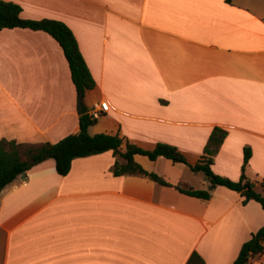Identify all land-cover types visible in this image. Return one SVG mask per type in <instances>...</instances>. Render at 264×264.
Here are the masks:
<instances>
[{
	"label": "crops",
	"instance_id": "1",
	"mask_svg": "<svg viewBox=\"0 0 264 264\" xmlns=\"http://www.w3.org/2000/svg\"><path fill=\"white\" fill-rule=\"evenodd\" d=\"M26 19L60 20L95 82L87 128L144 149L175 146L189 162L214 127L226 131L211 169L244 173L264 197V0H5ZM87 113V112H86ZM79 94L59 43L42 30L0 29V139L56 142L79 131ZM124 150V144L121 147ZM133 159L169 185L115 175L111 150L48 158L0 190V264H232L264 224L256 200L158 156ZM182 188L208 189L198 198ZM246 264H264V250Z\"/></svg>",
	"mask_w": 264,
	"mask_h": 264
},
{
	"label": "trees",
	"instance_id": "2",
	"mask_svg": "<svg viewBox=\"0 0 264 264\" xmlns=\"http://www.w3.org/2000/svg\"><path fill=\"white\" fill-rule=\"evenodd\" d=\"M227 1L231 2V0ZM14 27L42 30L51 35L62 48L69 66L71 80L77 93H83L94 87L95 82L80 53L75 36L65 23L50 18L38 20L23 18L19 4L0 0V29ZM95 121L96 118L91 117L88 113L81 114L79 116V131L66 135L56 142L26 143L0 139V190L13 182L19 175L25 176L32 166L48 158L54 160L55 169L58 174L66 175L71 168L74 158L111 150L115 156L112 168L115 175H143L162 185H169L161 176L143 169L133 159L135 154L147 156L151 160L156 159L158 156H163L171 159L173 162L187 164L191 171L195 173H203L205 179L210 184V188L216 185L225 186L239 192L243 196V204L253 199L259 202L264 209V197L259 191L254 189L253 183L244 173V167L250 157L249 148L245 147L243 150V163L238 180H231L221 176L211 169L212 157L218 151L226 136L224 129L220 127L212 129L204 146L203 154L192 163L175 146L167 143L158 142L152 149H144L135 143L123 139L118 134L96 133L90 135L87 132V128L95 123ZM123 144L124 150H121ZM176 187L181 192L191 196L202 199L210 197V188L193 189ZM263 250L264 224L252 233L249 239L243 242L232 264H246L249 258L261 254ZM186 264H204V261L198 253L193 252Z\"/></svg>",
	"mask_w": 264,
	"mask_h": 264
},
{
	"label": "built area",
	"instance_id": "3",
	"mask_svg": "<svg viewBox=\"0 0 264 264\" xmlns=\"http://www.w3.org/2000/svg\"><path fill=\"white\" fill-rule=\"evenodd\" d=\"M106 110H107V102L106 101H100L98 103H94L92 105V107L89 110H87V113L93 118H98Z\"/></svg>",
	"mask_w": 264,
	"mask_h": 264
},
{
	"label": "water",
	"instance_id": "4",
	"mask_svg": "<svg viewBox=\"0 0 264 264\" xmlns=\"http://www.w3.org/2000/svg\"><path fill=\"white\" fill-rule=\"evenodd\" d=\"M87 112V107L83 103L82 93L79 94V114H84Z\"/></svg>",
	"mask_w": 264,
	"mask_h": 264
},
{
	"label": "rangeland",
	"instance_id": "5",
	"mask_svg": "<svg viewBox=\"0 0 264 264\" xmlns=\"http://www.w3.org/2000/svg\"><path fill=\"white\" fill-rule=\"evenodd\" d=\"M145 157V156H144Z\"/></svg>",
	"mask_w": 264,
	"mask_h": 264
}]
</instances>
